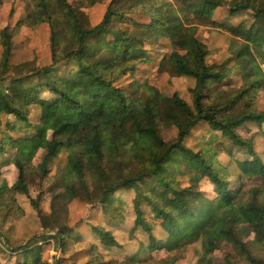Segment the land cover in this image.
<instances>
[{
	"label": "trees",
	"instance_id": "obj_1",
	"mask_svg": "<svg viewBox=\"0 0 264 264\" xmlns=\"http://www.w3.org/2000/svg\"><path fill=\"white\" fill-rule=\"evenodd\" d=\"M222 6L230 15L247 10L249 18L236 25L218 23L213 13ZM79 8L69 0L28 3L24 24H47L51 62L28 66L27 73L15 70L24 64L10 62L15 28L0 30V165L12 163L17 172L12 183L0 185V227L19 210L14 194H28L29 168L45 140L49 138L38 170L41 180L48 176L51 158L60 148L66 150L64 166L48 183L50 214L31 200L44 232L12 246L0 231V245L14 258L11 264H49L41 259L38 244L49 238L62 252L69 250L78 234L62 218V205L79 196L78 183L89 203L101 206L105 215L115 200L121 208V192L131 193L132 229L149 242L123 259L107 261L96 245H88L83 250L92 259L84 264H175L177 254L197 241L202 248L197 264H206L215 248L213 235L234 245L248 263L264 264V157L253 139L242 134L247 124H255L264 141V110L253 107L257 91H264V0H109L92 26L83 24ZM116 21L131 27L117 29ZM199 25L225 27L240 43L230 57L209 63V49L197 36ZM160 39L170 48L162 58L168 73L193 81L191 102L149 85L136 96L116 84L138 63L151 60L144 46ZM67 62L74 67L61 70ZM233 70L241 81L229 91L222 85ZM30 106L39 108L36 123L29 119ZM200 123L246 154L235 161L233 186L227 166L215 161L211 148L186 145ZM170 126L175 136L165 140L162 132ZM132 144L138 148L125 169L119 151ZM151 144L161 147L162 154L147 153L144 148ZM202 181L212 186L210 192L199 188ZM242 194L244 201L236 203ZM242 229L252 238L244 240ZM91 230L107 250L120 247L111 230L101 225ZM223 261L235 264L230 256Z\"/></svg>",
	"mask_w": 264,
	"mask_h": 264
},
{
	"label": "rangeland",
	"instance_id": "obj_2",
	"mask_svg": "<svg viewBox=\"0 0 264 264\" xmlns=\"http://www.w3.org/2000/svg\"><path fill=\"white\" fill-rule=\"evenodd\" d=\"M31 1L32 0H0V30L6 25L16 30L13 36L10 62L13 66L24 64L23 67L15 69L17 72L20 71L21 73H25L28 66H46L51 62L47 24L39 23L33 27H28L24 24L27 5ZM69 1L79 4V14L82 18V22L90 26L97 24L101 20L109 2V0H100L94 4H89L88 0ZM245 18H249V12L247 10L236 15H230L227 11V6L218 7L213 13V19L218 23L225 22L236 25L241 19ZM115 23V28L117 29L131 27L130 23L127 21H116ZM197 27V36L209 49L207 57L209 63H219L230 57L232 52L236 49L235 45L240 43V41L234 38L225 27L202 25ZM144 49L150 55L151 60L138 63L133 73L121 76L116 84L125 87L130 94L136 96L142 95L144 87L149 85L166 95L178 92L184 100L191 102L190 88L193 86L192 79L185 76H171L162 63V58L170 51L168 42L165 39H160L156 42L147 43ZM60 67L61 70H68L74 67V64L72 62H67L64 66ZM262 67L264 69V64ZM15 70L13 69L12 72ZM236 71L237 70H233L228 78L224 80V85H222L223 88L231 91L239 86L241 80ZM45 94L46 93L43 92L42 95ZM253 107L258 110H264L263 90L257 91L253 101ZM9 117L11 116H8V118ZM38 117L39 108L37 106H30V121L36 123ZM242 132L246 137L253 139L256 152L264 157V141L257 126L255 124H247V128H244ZM162 135L165 140L172 139L175 136V128L172 126L165 128ZM48 141L49 138H47L43 146L38 149L31 162L29 168L30 172L27 177L28 194H14V201L19 210L17 209L13 217L9 218L3 226L0 227L1 233L7 237L12 246H17L35 235H41L45 230L41 224L39 213L33 207L31 200L37 199L40 211L47 215L50 214L52 192L48 188V183L57 170L64 166L66 160V150L62 147L49 161L48 179H40L38 170ZM186 145L193 148H211L212 152L215 153V161L221 165L227 166V177L231 185L234 183L235 177L238 174L235 161L247 157L240 149L233 146L231 147L230 143L221 136L220 132L213 131L205 123H200L192 130V134L186 139ZM137 148V146L132 144L120 149L119 160L125 169L127 168L129 158ZM144 150L147 153L155 151L158 155H161L163 152L162 148L156 144H151L144 148ZM16 174L17 172L12 163L0 165V185H9L12 183L16 178ZM241 180L245 184L248 182V180L244 178H241ZM185 182L186 180H183L182 184H185ZM77 185L79 196L70 200L67 204L62 205V218L66 221L67 225L72 227V230L78 234V238L71 242L67 252H62L51 238L47 239V242H39L38 244L41 247V259L43 261H47L49 264H84L92 259L88 253L83 250L88 245H96L104 261L111 258L123 259V254L132 253L140 243H145L149 246L146 235L140 230L132 229L134 215L130 203L131 193L125 191L121 192L118 196L122 201L121 208L118 206V201L115 200L109 204L106 209L107 215H105L101 206L89 203L82 184L78 183ZM199 188L207 192L212 190V186L207 181H202ZM244 199V194L239 195L236 199V203H241ZM92 225H101L105 229L111 230L120 247L112 246L107 250L99 245L98 238L91 230ZM154 233L157 234V236L160 234L158 224L155 225ZM241 235L244 240L252 238L248 229H242ZM212 238L215 243V248L213 252L206 256V264H224L223 258L225 256H230L235 264H250L244 260L234 245L226 240H220L216 235H213ZM0 248L2 249L0 251V263L11 264L14 258H8V252L4 245H0ZM201 251L200 241L192 243L188 245L184 251L177 254L179 258L175 264H197ZM160 254L162 255L163 253L161 252Z\"/></svg>",
	"mask_w": 264,
	"mask_h": 264
}]
</instances>
